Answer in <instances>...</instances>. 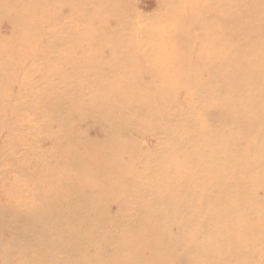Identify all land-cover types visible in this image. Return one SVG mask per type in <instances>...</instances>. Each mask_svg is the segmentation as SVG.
I'll use <instances>...</instances> for the list:
<instances>
[{
    "label": "rangeland",
    "instance_id": "374dc122",
    "mask_svg": "<svg viewBox=\"0 0 264 264\" xmlns=\"http://www.w3.org/2000/svg\"><path fill=\"white\" fill-rule=\"evenodd\" d=\"M0 68V264H264V0H0Z\"/></svg>",
    "mask_w": 264,
    "mask_h": 264
},
{
    "label": "bare ground",
    "instance_id": "6f19581e",
    "mask_svg": "<svg viewBox=\"0 0 264 264\" xmlns=\"http://www.w3.org/2000/svg\"><path fill=\"white\" fill-rule=\"evenodd\" d=\"M51 2V1H50ZM66 3V2H65ZM251 3V2H250ZM212 4H213V2H212ZM248 6V5H247ZM256 6V5H255ZM215 10V9H214ZM244 11H249V10H244ZM252 16H253V14H252ZM216 18V17H215ZM254 18V17H253ZM248 23L249 22H245L244 20H240L239 22L238 21H236V22H233V25H231V27H232V29H239V28H244V27H246L247 25H248ZM6 61V60H5ZM2 68H0V70H1ZM4 70V69H3ZM2 73V72H1ZM66 114L68 115V114H72V113H74L73 112V108L72 107H70V108H66ZM260 115V120H264V117H263V113H261V114H259ZM113 120H115V122L113 121ZM113 120H111V122H112V124L115 126L116 125V127L119 125V124H117V121L119 122V120H116V119H113ZM65 123H64V122ZM61 120V118H60V120L58 121V123H61L60 124V132L62 133V134H69L70 136H72V137H70V140H78V135H77V137H75V135L73 134V132H69L71 129H73V127L75 126V125H77L75 122H77V121H75L74 122V120L73 121H70L69 119H67L66 121L65 120ZM121 125V124H120ZM63 126V127H62ZM95 131L98 133V136H101V135H99V131H97V129H95ZM89 133H87L85 136H83L82 138H83V140H84V142H86V143H89V142H91V138H90V136H91V132H90V130L88 131ZM96 132H94L93 134H94V137L97 135V133ZM80 139H81V137H80ZM46 153V152H45ZM114 154V153H113ZM64 163V162H63ZM157 183H158V187H159V190H160V188H162V189H164L165 190V188H167L168 187V181H167V178L164 176V174L162 175V176H160L159 178H158V180H157ZM172 185V184H171ZM144 189V188H143ZM71 190L73 191V192H75V188H71ZM70 191V190H69ZM163 191V190H162ZM69 194V192L67 191V190H64L63 188H59L58 189V196H60L59 197V199L56 201V203L53 205H51V203H50V198H48L47 200H46V202L44 203V205H42L41 207H44L45 209H43V211H38L37 210V212H36V214H39V215H41V214H48V215H46V216H48V217H45V215H42V216H44L45 218H47V220H48V224H47V226H48V228L50 227V228H52V229H54V230H63L62 232H64V230H65V232H69V236L68 237H66L65 235L64 236H62V237H60V240H62V239H64V241H66L67 243H68V249H70L71 251H75V247H76V245H74L77 241L79 242L81 239H84L87 235H85L86 233H85V231L84 230H82L81 228V230L82 231H80V229H76V228H74L73 229V231H72V229L70 228V227H72L71 225L73 224V222L71 221V218H69V216H67L69 213H73V215H76L77 213H78V211L79 210H77V208L75 207V205H73L72 206V202H73V200H77V199H75L74 197L73 198H69V197H71V196H69L68 195ZM75 195H76V193H75ZM136 195H138L137 193H136ZM90 196V195H89ZM150 197V196H149ZM142 198V197H141ZM140 198V199H141ZM77 203H78V208H82V211L83 210H86V211H88V213H89V215L90 216H93V213H90V210H91V207H92V200H90V198L88 197V194H86V193H84L83 191H79L78 192V200L76 201ZM155 202V201H154ZM81 211V212H82ZM159 211V210H158ZM39 215H37L36 217H38ZM95 215H96V213H95ZM26 216H28L27 214H25L24 216L23 215H17V216H14V218H18V217H22V218H26ZM87 217V216H86ZM37 220H39V218L37 219ZM171 220V219H170ZM86 221V220H85ZM103 221H105L104 219H103ZM86 224H88L89 222H88V218H87V222H85ZM103 222H101L100 224H102ZM177 223V222H176ZM179 223V222H178ZM32 226H33V224H32ZM88 226V225H87ZM69 227V228H68ZM83 227L85 228V230H87V228L88 227H86V225H83ZM65 228V229H64ZM142 228H143V226H142ZM221 228V227H220ZM181 230V229H180ZM201 232V231H200ZM155 233H157V231L155 232ZM134 234H137V231H134V233H133V236H134ZM122 236V235H121ZM144 236V235H143ZM102 238V237H101ZM139 239H140V237H139ZM138 238H137V240H139ZM143 239H146V238H144L143 237ZM226 239H228V237H226ZM94 240V239H93ZM232 240V238H229L228 239V241H231ZM85 241H89V239H86ZM65 242V243H66ZM78 244V243H77ZM145 244H146V242H145ZM237 247V246H236ZM236 247H232V248H229V247H227L226 248V246H220L219 247V249H220V251H221V253L220 254H222L220 257L221 258H230L229 256L230 255H232L234 252L236 253L237 252V250H239V248L236 250ZM65 248V247H64ZM87 248V247H86ZM146 247L145 246H143L142 247V251H144V250H146L145 249ZM141 249V248H140ZM140 249L138 250H136V252L135 253H133L132 255L133 256H135V255H138L139 253H140ZM175 248L173 247L172 248V255L171 256H173L174 254L176 255V256H178L177 254L179 253V251H177L176 250V252H175V250H174ZM113 251V250H112ZM213 251V248L210 246V250H209V253H207L205 256L207 257V259L210 261V262H212L213 261V259H214V251ZM185 253H187V252H185ZM237 254V253H236ZM196 256V255H195ZM70 257V256H69ZM189 259V258H188ZM203 259V258H202ZM43 262V261H42ZM132 263H134V262H132ZM139 263H140V259H139ZM123 264V263H122ZM124 264H126V262H124ZM200 264V263H199Z\"/></svg>",
    "mask_w": 264,
    "mask_h": 264
}]
</instances>
